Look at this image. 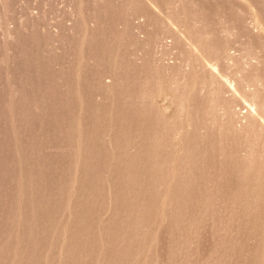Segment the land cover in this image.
<instances>
[{"label":"rangeland","instance_id":"obj_1","mask_svg":"<svg viewBox=\"0 0 264 264\" xmlns=\"http://www.w3.org/2000/svg\"><path fill=\"white\" fill-rule=\"evenodd\" d=\"M0 264H264V0H0Z\"/></svg>","mask_w":264,"mask_h":264},{"label":"bare ground","instance_id":"obj_2","mask_svg":"<svg viewBox=\"0 0 264 264\" xmlns=\"http://www.w3.org/2000/svg\"><path fill=\"white\" fill-rule=\"evenodd\" d=\"M206 61H207V59L205 60V63H206ZM208 63H210V62H207V64ZM213 64V63H212ZM206 65V64H205ZM210 65V64H209ZM208 66V65H207ZM210 66H212V65H210ZM213 67V66H212ZM215 70V69H214ZM221 77H223V76H221ZM225 79V78H224ZM226 80V79H225ZM226 82H228V80L226 81ZM225 82V83H226ZM231 82V81H230ZM229 83V82H228ZM230 84V83H229ZM229 86H231V85H229ZM231 88H233V91L235 90V87H231ZM236 92V91H235ZM238 92V91H237ZM252 110V109H251Z\"/></svg>","mask_w":264,"mask_h":264}]
</instances>
